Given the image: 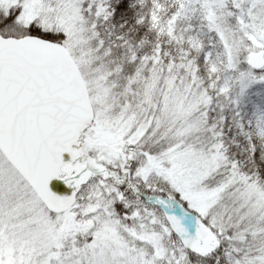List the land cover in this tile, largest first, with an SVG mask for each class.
<instances>
[{"label": "snow or ice", "instance_id": "snow-or-ice-1", "mask_svg": "<svg viewBox=\"0 0 264 264\" xmlns=\"http://www.w3.org/2000/svg\"><path fill=\"white\" fill-rule=\"evenodd\" d=\"M0 264H264V0H0Z\"/></svg>", "mask_w": 264, "mask_h": 264}]
</instances>
